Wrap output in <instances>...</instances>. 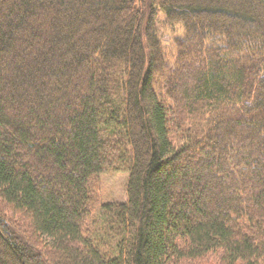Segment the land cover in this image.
I'll return each mask as SVG.
<instances>
[{
	"label": "trees",
	"instance_id": "obj_1",
	"mask_svg": "<svg viewBox=\"0 0 264 264\" xmlns=\"http://www.w3.org/2000/svg\"><path fill=\"white\" fill-rule=\"evenodd\" d=\"M0 202V264H264V0H0Z\"/></svg>",
	"mask_w": 264,
	"mask_h": 264
},
{
	"label": "rangeland",
	"instance_id": "obj_2",
	"mask_svg": "<svg viewBox=\"0 0 264 264\" xmlns=\"http://www.w3.org/2000/svg\"><path fill=\"white\" fill-rule=\"evenodd\" d=\"M160 19V20H159ZM159 24L157 25V35L161 41L162 47L165 49L168 58H170L171 53V44L172 40L175 36H181L183 34V30L180 26H175L173 28L167 26L163 23L162 18L159 17ZM126 181L127 175L125 173H108L102 175L99 179V186L95 187L98 195L97 202L98 203H109V202H119L122 203L126 201ZM99 187V188H98ZM0 212H4L6 217L12 218L11 212L5 205L0 202ZM216 258L214 255L206 257L205 259L185 262L183 264H216Z\"/></svg>",
	"mask_w": 264,
	"mask_h": 264
}]
</instances>
